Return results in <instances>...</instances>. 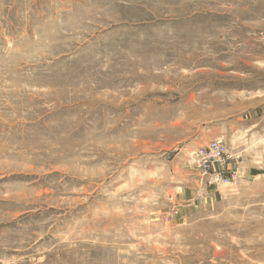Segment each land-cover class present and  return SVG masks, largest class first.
<instances>
[{
	"label": "rangeland",
	"instance_id": "1",
	"mask_svg": "<svg viewBox=\"0 0 264 264\" xmlns=\"http://www.w3.org/2000/svg\"><path fill=\"white\" fill-rule=\"evenodd\" d=\"M0 264H264V0H0Z\"/></svg>",
	"mask_w": 264,
	"mask_h": 264
},
{
	"label": "built area",
	"instance_id": "2",
	"mask_svg": "<svg viewBox=\"0 0 264 264\" xmlns=\"http://www.w3.org/2000/svg\"><path fill=\"white\" fill-rule=\"evenodd\" d=\"M230 156L222 142L213 140L195 151L194 164L202 178L210 184H227L236 173L225 168Z\"/></svg>",
	"mask_w": 264,
	"mask_h": 264
}]
</instances>
